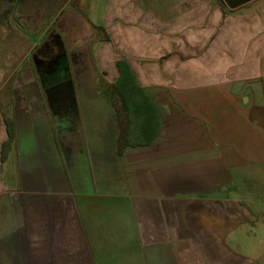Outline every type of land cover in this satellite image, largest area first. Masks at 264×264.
Returning <instances> with one entry per match:
<instances>
[{
	"label": "crops",
	"instance_id": "0c3cea01",
	"mask_svg": "<svg viewBox=\"0 0 264 264\" xmlns=\"http://www.w3.org/2000/svg\"><path fill=\"white\" fill-rule=\"evenodd\" d=\"M111 2L107 18L122 25L89 26L86 37L121 32L126 51L154 52L138 58L157 72L158 52L173 50L157 30L176 24L177 0ZM3 36L0 264H116L119 254L124 264H264V46L228 75L191 60L170 86L126 56L101 85L98 38L73 44L90 62L76 56L71 76L66 46L30 65L36 43H25L17 64L3 57L17 40ZM119 60L158 110L149 143L124 142L110 91Z\"/></svg>",
	"mask_w": 264,
	"mask_h": 264
},
{
	"label": "rangeland",
	"instance_id": "374dc122",
	"mask_svg": "<svg viewBox=\"0 0 264 264\" xmlns=\"http://www.w3.org/2000/svg\"><path fill=\"white\" fill-rule=\"evenodd\" d=\"M9 1H13V4ZM111 1L4 0L0 4L2 34L5 38L17 40L11 46L12 50L4 47V59L14 58V63L19 64L25 54V43H36L28 62L31 65L38 58H50L53 55V48L60 44L66 46L67 73L72 76L76 72L73 62L76 56L81 58L77 60L78 63L90 62L86 56L89 52L80 53L70 50L73 44L81 41L87 43L90 48L92 39L95 41L98 38L102 43L96 51V59L99 70L104 71L102 79L112 80L110 67H114L118 58L133 56L137 63L144 64L147 61V64H150V67L147 66L145 69L150 74L151 80L158 83L161 70L164 80L159 83L170 86L174 85L171 79L176 74H185L186 70L193 68L188 67V62L191 60L205 59L206 66L200 67L201 69L216 75L220 71L227 72L226 75H228L235 68H241L246 63L253 62L255 58L253 50L264 46V0H256L237 10H230L223 3H221L223 6L218 4L219 0H177L176 24L157 30L163 31L164 42L172 46L173 50L158 52L166 57L164 56L165 59L156 72L155 67L152 66L154 60L138 58V56H145L143 55L145 52L148 57H152L149 55L152 52L126 51L122 47L124 36L121 32L112 35L111 42H107V36L101 32L98 36L94 35L92 39L90 36L86 37L85 33L89 26H102L108 21H113L115 26L122 25L121 18L114 20L107 18L112 5ZM121 12L120 8L115 15L121 16ZM109 15L112 14L109 13ZM101 29L99 27L100 31ZM158 36L151 35L148 39L155 40ZM172 54L178 55V60H172L174 59ZM10 69L12 68L9 66H3L4 73ZM37 71L40 73L39 67L36 68ZM21 72L20 70L19 73ZM104 79L101 85H105ZM115 256L118 261L116 264L125 263L123 254Z\"/></svg>",
	"mask_w": 264,
	"mask_h": 264
},
{
	"label": "trees",
	"instance_id": "16d2710c",
	"mask_svg": "<svg viewBox=\"0 0 264 264\" xmlns=\"http://www.w3.org/2000/svg\"><path fill=\"white\" fill-rule=\"evenodd\" d=\"M117 67L119 77L111 84L110 91L120 105L118 117L121 124L124 123V142L131 145L149 143L158 130V110L138 82L131 66L119 60Z\"/></svg>",
	"mask_w": 264,
	"mask_h": 264
},
{
	"label": "water",
	"instance_id": "95a60500",
	"mask_svg": "<svg viewBox=\"0 0 264 264\" xmlns=\"http://www.w3.org/2000/svg\"><path fill=\"white\" fill-rule=\"evenodd\" d=\"M230 10H237L255 0H222Z\"/></svg>",
	"mask_w": 264,
	"mask_h": 264
},
{
	"label": "flooded vegetation",
	"instance_id": "af4514ba",
	"mask_svg": "<svg viewBox=\"0 0 264 264\" xmlns=\"http://www.w3.org/2000/svg\"><path fill=\"white\" fill-rule=\"evenodd\" d=\"M4 2V0H0V4H2ZM9 2H11L12 4H13V1H9ZM2 28L0 27V30H1ZM59 45V44H58ZM39 59V58H38ZM38 59L36 60V61H38ZM45 59V58H44ZM40 61H43V59H39Z\"/></svg>",
	"mask_w": 264,
	"mask_h": 264
}]
</instances>
